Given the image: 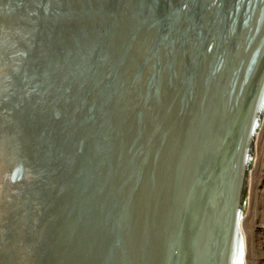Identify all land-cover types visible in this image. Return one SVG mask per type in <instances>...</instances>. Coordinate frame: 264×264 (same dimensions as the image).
I'll use <instances>...</instances> for the list:
<instances>
[{"label": "water", "instance_id": "95a60500", "mask_svg": "<svg viewBox=\"0 0 264 264\" xmlns=\"http://www.w3.org/2000/svg\"><path fill=\"white\" fill-rule=\"evenodd\" d=\"M200 1L193 0L194 5L191 7L195 8L201 4ZM18 2L20 1L3 0L0 3L1 30L6 33L16 31L20 36L25 34L30 42H34L33 37L36 33H43L45 28L49 32L51 30L57 32L59 27L64 28L69 34H59L62 39L75 35L73 31H76L77 25H73L72 20L81 23L74 16L75 9L84 6L87 2H93L95 7L102 9L106 7L110 11L108 18L110 27L106 29L102 27L100 24L102 19H99L96 14L88 19L90 18L92 22L96 19L93 32L96 29L106 32V30L112 31L113 27L116 28L118 34H112L111 39L108 40L113 50L116 35H120L119 32L123 25L127 27L123 21L134 22L135 33L144 40V47L141 50L138 49L139 52L135 53L132 46L128 49L117 76V85L121 90L112 102L109 100L108 91L103 92V87H101V83L104 84L107 78V75L103 73L104 60H102L94 65L96 71H93L94 75L90 80L91 89L88 88L90 100L86 97L85 91L87 90L82 85L79 87L82 88L81 93L75 94L69 102L71 110L63 116L64 121L71 118V124L74 120L78 123L76 128L78 133L75 134L76 129L67 128L63 134V140L69 143L67 148L70 153L67 165L69 163L71 165L72 162L74 169L81 161L80 153L75 148V137L83 135L85 130V125L81 122L84 119V110L87 105L93 117L97 114L109 123L111 144L108 155L110 160L120 140L118 134L123 127L122 121L127 118L128 114L133 113L137 121L126 138L123 160L125 158L129 160L133 143L139 144L140 139L147 137L153 130L158 132L150 156L148 172L140 178L137 175L133 179L134 182L136 178H139L135 183L138 186L136 191L138 188L139 191H144L142 195L145 199L144 204L140 206L138 212L144 210L142 214L140 213L139 219L142 218L145 223L141 224L138 230L135 226L136 220H133V225L130 223L124 226L123 219L119 223L122 212H125V216L131 215V210L128 209L129 206L132 207L130 204L132 198L134 200L135 185L129 190L130 181L127 177L119 196L117 209L112 211L114 216L107 228V233H112V240L100 248L97 259L89 256L87 264H95L99 260L102 264H229L234 254V238L240 231V219L244 215L241 210L243 212L245 210L244 204H246L249 190L250 166L248 169L245 163L251 155L250 152L254 153L253 133L258 123H261L263 116L260 106L262 107L264 101V36L257 39L260 28L258 20H261L262 16L254 20V22L257 21L254 32L249 31V28L253 23L252 19L256 16L255 9L259 5L261 9L258 13H262L264 18V0H232L229 18L225 13L213 19L210 16V19L206 17L207 20L204 22L200 19L202 22H199L198 33L194 34L196 38L192 39L191 44L188 45L189 57L184 54L180 58L182 69L180 87L175 95L176 112L179 117L171 115L172 111L168 107L171 101L169 97L167 99L166 94V88L171 79L169 60L173 58L172 55L177 56V51L175 48L168 49L165 53L168 64H165L162 57L164 52L160 46L163 34H160L159 25L150 17L152 9L149 6V0H126L120 3L117 0H25L31 12L30 17H25L24 13L12 15L13 5ZM213 2L212 4L211 1L206 2L204 6L206 16L219 9L221 0H213ZM61 6H65L66 9L58 14L59 22L55 29L52 27V19L48 14L58 11ZM118 8L121 12L120 22L123 24L117 22ZM191 11L189 9L190 13ZM221 18L224 21H221ZM164 19L165 17L160 21L161 29L164 26ZM98 21L99 24L96 25ZM227 23L228 27L225 30ZM39 24L41 28L38 27ZM219 25L220 27H217ZM126 31L127 28L124 29V33ZM144 31L145 34H143ZM3 36L0 37L2 49L0 50V63L7 56L8 61L13 59V64H2V69L5 67L7 70L12 69L17 74L15 83H19L22 80L20 75L24 73L23 67L14 68V60L16 58L19 62L23 55L20 51L22 42H19L22 37L17 39L15 46L8 51L11 53L6 55L4 54L7 52L5 45L10 43V39ZM185 38L184 44L188 42V34H185ZM88 52H83L85 56L82 58L89 62ZM100 54V57L104 58L102 50ZM159 60L160 68L157 65ZM23 76L25 78V74ZM79 88L76 90L78 91ZM131 95L135 99L134 106L138 105L137 108L131 109L132 112L126 110L122 121L119 123L116 120L113 124L119 110L120 100ZM98 96L102 98H97ZM231 105L236 109L233 112L229 110ZM160 107H162L161 112L165 110L163 114L159 111ZM60 108L57 106L56 110ZM28 109L29 103L25 96L20 98L16 95L11 104L0 102V124L3 121L6 126L11 116L16 117L18 121L17 129L13 130L15 144L7 146L6 149L3 148L0 158V185L8 186V189L15 191H13L15 202H13L14 208L12 209L10 204H1L5 198L0 194V235L1 231L4 232V240L0 245V264H42L37 257L38 255L42 257L43 252L40 250L37 239L41 233L50 235L53 229L48 220V223L39 225L37 233L32 231L35 222L40 218L35 209L50 206L53 197L50 191H44L39 195L40 200L38 201L37 198V201L32 203L33 199L29 200L26 195H23L24 190L17 188L24 180L26 172V159L23 158L26 140L21 121L22 114L19 111ZM162 117L176 118L175 122L168 124L167 121L162 123ZM118 123L119 125L116 126ZM163 128H165L167 138L160 133V129ZM21 143L22 150L20 152L19 149L15 155L12 147L20 146ZM78 144L82 153L84 151L82 136ZM1 145H3L2 139H0ZM135 149L134 161H138L141 158L139 148ZM15 161L16 163L12 164ZM110 170L106 168V165L101 167V173L105 172L106 178L112 173ZM148 182L151 185L150 191H148ZM129 191L132 194L128 193ZM148 192L150 193L149 199ZM150 200H152L151 205ZM18 211L22 214L20 218V214L16 213ZM51 212L42 215H45V222L47 217L49 219ZM138 212L134 213L136 217ZM13 217L15 220L18 218L16 227L11 225ZM62 220L57 221L59 223L55 227H57L58 235L61 234L64 237L66 233L64 225L68 223ZM146 223L147 225L150 223L151 235L148 234L150 232H146ZM117 228H119V233L116 236ZM26 229L30 231L24 234L23 230ZM89 229L90 226L87 227L85 224L79 236L84 233L86 235ZM73 231L70 230L68 235ZM146 237L149 238L148 241H145ZM33 239L34 242H32ZM15 243L17 247L19 246L15 250L16 255L12 257L13 253L9 258L6 252ZM146 246L149 247L146 252L148 256L143 261V250ZM61 249L64 250V247L62 246Z\"/></svg>", "mask_w": 264, "mask_h": 264}, {"label": "bare ground", "instance_id": "6f19581e", "mask_svg": "<svg viewBox=\"0 0 264 264\" xmlns=\"http://www.w3.org/2000/svg\"><path fill=\"white\" fill-rule=\"evenodd\" d=\"M2 1L3 0H0V3ZM19 1L20 2L17 4L14 3L13 5L14 8L12 15L16 16L17 14L24 13L25 17H30L31 12H29L25 0ZM117 1L120 3L121 1L126 0ZM207 1H211V4L214 3L213 0H201V4H198V6H195L194 8V6L191 7V5H194L192 4L193 0H149V6L152 9V15L150 17H152L151 19L159 25L160 34H163L161 36L160 46L164 52L162 57L165 60V64H168L166 61L167 55L165 54L168 49L175 48L177 51V56L172 55L171 57L173 58H170L169 60L168 65L169 70L171 71V79L166 88V94L168 95L167 99L169 97L171 101L168 107L172 111V116L176 115V117H179L176 112L177 104H175V95L180 87L182 70L180 66V58L183 57L184 54H186V57H189L190 53L187 54L188 45L191 44L192 39L196 38L194 34L198 33L197 28L200 27L201 20L203 19L204 22L207 20L206 17L209 18L210 16V18L213 19L225 13L227 18H229L228 16L232 0H221L220 7H218L219 9L211 15L208 14L206 16L204 13V6ZM259 6L255 9L256 16L252 19L253 23H251L249 28V31L254 32V27L257 26V21L254 22V20L257 19V17L260 18L262 16V19L258 20L260 28L258 30L259 34L257 39L264 36V18L262 13H258L259 9H261ZM201 7L203 10L200 9ZM65 9V6H61L58 8V11L48 14L49 18L52 19V27L55 29L59 22L58 14H60V12L62 13ZM189 9L192 10L191 13L189 12ZM75 10L76 12L74 16H76V19L80 20V24H82L83 27L78 21L72 20L73 25H77L76 31H73V34L75 33V35H72L71 37L66 36L64 39H62L59 34H69V32H65L62 27H59L57 32H55L56 30H51V32H49V30L47 31L45 28L43 33H36V36L33 37L34 42H30L25 34H21L20 36L16 31L6 33L1 30L0 26V37L1 35H4L5 38L10 39V43L5 45V51L7 52L4 54L8 55L11 53V51H8L15 46L17 39L22 37L19 42H22L20 51L23 55L19 59V62H17L18 60H16L14 55V68L17 67V69H19V67H23L22 69L24 72L20 75L22 80H20L19 83H15L17 74L10 68L9 70H7L6 67L5 69H2V64L6 63L12 65L13 59L8 61L7 56L4 57L3 61L0 63V78L2 79L0 80V83H3L0 84V102H2V104H4V102H6V104H11L14 97L17 95L20 98L21 96H25L29 103L28 110L19 111L22 114L21 121L23 122L24 136L26 140L23 148V158L26 159V172L24 180L21 185L17 186V188L20 187V189L24 190L23 195H26L29 200L32 198V203L36 202L37 198L39 201V195L44 191H50L53 195L50 206L48 205L46 208L44 207V211H42L44 208H38V210L35 209L37 216L40 218H38V221L35 222V225L32 227V231L37 233V230L40 228L39 225L41 224L42 226L43 224L48 223L49 220V225L53 228L50 235L41 233V236L37 239L40 250L43 251L41 253L42 257L39 255L37 256L38 261L42 264H87L89 256L90 258H98L97 253L100 251V248L107 245V243L112 240V233H107V228L110 226V222L114 216L112 211H116L117 209L119 196L127 177H129L130 181L129 190L135 185L133 188L134 200L132 198V201L130 202L132 207L129 206L128 209L131 210V215L125 216V212H122L119 223H121L123 219L124 226L129 225L130 223L133 225V220H136L135 226L137 230L140 229L141 224L145 223L142 218L139 219L140 213L142 214L144 210L142 209V212H138V209L144 204L145 199H143L142 196L144 195V191H139V188L138 191H136V187L138 186L135 183L145 172H148L151 159L150 156L153 151L156 135H158V132L153 130L147 137L145 136L141 138L139 144L135 145V143H133V150L129 160L127 161L126 158L123 160L122 155L123 151L125 152L126 150V138L137 119L133 113L128 114L124 121H122V118L125 115L126 110H128V112L131 111V109L134 110L138 105L134 106L135 99L132 95L120 100L118 105L119 110L116 113L113 124L116 123V120L119 123L122 121L123 127L119 130L118 135L120 140L116 148L113 150L110 160L108 155L111 144L109 123L102 120L97 114L96 117H93L89 112V105H87L84 110V119L81 122V124L85 125V130L83 131V135L81 134L80 136L75 137V148L79 151L78 153H80L81 161L75 169L74 166H72V162L71 165L70 163L67 165V160L69 159L68 155L70 153L67 148L69 143H66L67 141L65 139V141L63 140V134H65L67 128L76 129L78 124L76 123V120L71 124V118L64 121L63 116L71 110L69 102L72 101L75 94L81 93L82 88L79 87H82V85L87 90L85 91L86 97L90 100L91 96L88 94V91L91 89L89 85L90 80L94 75L93 71H96L94 65L96 62L100 63L102 60H104L102 64L104 70L103 73L107 75V78L105 79L104 84L101 83V87H103V92L105 90L108 91L109 100L112 102L114 97L117 96L118 92L121 90L117 85V76L118 72L121 70L122 62L128 53V49L132 46V49L137 53L139 52L138 49L141 50L144 47L143 38L141 36L139 37V34L135 33L133 29L134 22L123 21L127 27H124L123 25V28L119 32L120 35H116V38L114 39L115 49L113 50L108 40L111 39L112 34H118L116 28L113 27L112 31L106 30V32L96 29L95 32H93L95 28L94 21H96V19L93 22L90 20L91 16L96 14L99 19H102L100 20L102 27L106 29L110 27V24H108L110 11L106 7L104 9L97 6L95 7L93 2H87L84 6L77 7ZM117 11V22L121 24V12H119V8ZM88 17L90 18L88 19ZM164 17V26L163 29H161L160 21H162ZM222 18L224 19V16H222ZM222 18L221 21L223 20ZM39 22L41 23L40 19ZM97 24H99V21L96 25ZM38 27L41 28L40 24ZM67 27L71 26L67 25ZM217 27H220V25ZM227 27L228 23L225 30H227ZM125 28H127V31L124 33ZM187 29L188 33H186ZM41 34L45 35L42 36ZM143 34H145V31ZM185 34H188L187 46L184 44V40L186 39ZM82 48H84V50H82ZM0 50L2 51L1 45ZM88 50L90 51L88 52ZM101 50L102 55H105L104 58L100 57ZM83 52L89 53V62L82 58L85 56ZM157 65L160 68V60ZM24 74L25 78L23 76ZM114 78H116V80H113ZM77 88H79L78 91L76 90ZM97 98H102V96H98ZM88 99L87 102L89 103ZM233 105H231L229 109L231 112L236 110L235 108H232ZM57 106L61 108L56 110ZM261 108L262 110L260 111L263 115L261 123L259 122L260 125L258 123L253 133L254 153L264 118V101L262 107L260 106V109ZM159 111L163 114L165 110L161 112L162 107H160ZM105 117L107 116L105 115ZM176 117H162L161 121L162 123L167 121V123L170 124L173 121L175 122ZM17 123L18 121L16 117L13 116L7 120L6 126H4V122L1 121L0 139L3 140V145L0 146V158L2 156L3 148L6 149L7 146L15 144L13 130L17 129ZM119 123L116 124V126H118ZM19 129L20 128H18V130ZM76 133H78L77 129L75 130V134ZM160 133H163V136H166L165 128L160 129ZM69 135H71V133H69ZM81 136L84 140V151L82 153L79 150L78 144ZM167 137L168 136H166V138ZM14 147H12V150L16 155L19 149L21 152L22 143L20 146L15 145ZM135 148H139V157L141 158L138 161H134ZM254 153L250 152L251 155L248 156L245 163L248 169L250 166L249 171H251L254 162ZM110 161L112 162L110 163ZM15 163L16 161L12 162V164ZM105 165L106 168L108 167L111 169L110 172H112L107 175V178L105 177V172L103 174L101 173V167H105ZM137 175H139V178H136L133 182V179L137 177ZM148 185V191H150V182H148ZM8 188V186L0 185V194L5 198L1 204H10L12 209L14 208L13 202H15V191L14 189ZM128 193H130V191ZM128 196L129 194L127 197ZM149 198L150 193L148 192V199ZM151 201L152 200L149 202L150 205ZM246 204H244V209L246 208ZM50 211L52 212L49 215V219L47 217L45 222L44 216ZM241 211L242 214H244L245 210L244 212L243 210ZM137 212L138 214L136 217L134 213L136 214ZM16 213L20 214L19 218L22 216L21 212L18 211ZM44 213L45 215L42 216ZM243 217L244 215H242L240 219V231L234 238V254L229 264H246V243L242 228ZM17 219L15 220L13 217L11 220V225L14 227L17 226ZM62 219L68 223L64 225V230H66L64 237H62L61 234L58 235L57 227H55L59 223L57 221ZM85 224L87 227L90 226V229L86 232V235L84 233L82 236H79V234L82 233ZM149 224L147 225L146 223L145 227L146 232H150L148 234L151 235L152 230L151 228L149 229ZM20 226L22 225L20 224ZM70 230L74 231L68 235ZM29 231L30 230L28 229L23 230L24 234ZM118 231L119 228L116 229V236L119 233ZM72 234H74V236H71ZM3 237L4 232L1 231L0 245L3 243ZM72 238L73 240L70 242ZM148 240L149 238L146 237L145 241ZM32 242H34V239ZM62 246L64 247V250L61 249ZM18 247L17 243H15L13 247L6 252L9 254V258H11L13 253L12 257H15V250L18 249ZM147 250H149V247L146 246L145 250H143V261H145L148 256V253L146 254ZM99 261L95 262V264H102L99 263Z\"/></svg>", "mask_w": 264, "mask_h": 264}, {"label": "rangeland", "instance_id": "374dc122", "mask_svg": "<svg viewBox=\"0 0 264 264\" xmlns=\"http://www.w3.org/2000/svg\"><path fill=\"white\" fill-rule=\"evenodd\" d=\"M249 173V190L243 217L246 264H264V118Z\"/></svg>", "mask_w": 264, "mask_h": 264}]
</instances>
